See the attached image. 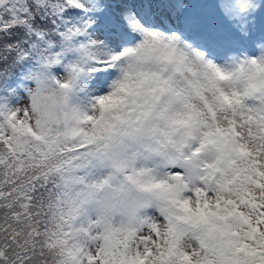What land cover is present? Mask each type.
Masks as SVG:
<instances>
[{
	"label": "snow or ice",
	"instance_id": "obj_1",
	"mask_svg": "<svg viewBox=\"0 0 264 264\" xmlns=\"http://www.w3.org/2000/svg\"><path fill=\"white\" fill-rule=\"evenodd\" d=\"M0 264H264V0H0Z\"/></svg>",
	"mask_w": 264,
	"mask_h": 264
}]
</instances>
